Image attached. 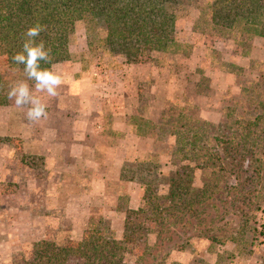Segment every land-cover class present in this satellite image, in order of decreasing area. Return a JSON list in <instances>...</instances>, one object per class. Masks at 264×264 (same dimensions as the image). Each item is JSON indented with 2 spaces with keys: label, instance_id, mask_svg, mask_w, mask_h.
Instances as JSON below:
<instances>
[{
  "label": "trees",
  "instance_id": "trees-1",
  "mask_svg": "<svg viewBox=\"0 0 264 264\" xmlns=\"http://www.w3.org/2000/svg\"><path fill=\"white\" fill-rule=\"evenodd\" d=\"M85 16L82 48L88 57L81 53L82 57L77 61L83 73L88 75L95 69L129 71L133 66L145 63L152 52L159 53L150 74L141 78L139 85L141 87L142 82L150 85L152 104L159 110L160 118L157 122L139 120L138 126L145 130L168 132L173 136V142L166 155L144 154L136 160L135 172H130L128 178L139 183L142 202L136 211L130 213H146L140 222L142 224L146 219L158 222L160 218L155 217L156 213L162 214L163 210H167L169 214L179 206L182 207V215H188V211H194L192 206L197 196H207L210 177L205 178V172L210 159L219 161L220 172L226 171L222 163L226 156L217 153L213 156L209 146L222 149L226 154L233 143L231 148H236L242 158L251 152L250 146L256 144L250 136L264 123V101L260 98L264 60L252 56L254 40L264 44V0H0V55L6 56L9 66L23 68L11 58L22 50V33L39 22L46 25L47 30L36 39L45 41L53 57L50 64L42 62L41 66L51 68L55 63L70 60V35L75 31V22ZM179 17L192 18L191 31L177 29ZM190 32L198 36L229 38L240 45L242 52L237 59L224 64L213 79L208 78L198 65L192 64L193 44L188 40ZM182 70L183 74L180 73ZM222 78L225 84L239 83L242 88L239 97L227 101L223 112L225 119H233L234 107L242 108L244 102H248L252 115L248 121L232 120V129L214 135L210 133V121L197 116V107L192 104L189 94L226 99L224 86L216 82ZM2 87L0 72V106L6 101ZM143 92L140 88L139 94ZM253 156L251 154L247 161ZM163 167H169L167 172L163 171ZM261 168L260 164L255 166L257 175ZM196 169L200 170V174L202 171L204 178L196 184L200 188L197 194L187 197ZM212 170L214 176L215 171ZM166 173L169 176L167 180L156 182L159 176ZM162 189L165 193L160 194ZM192 189L196 190L195 187ZM173 214L170 213V216ZM131 223L127 216L120 241L107 235V228L100 220L89 222L79 241L63 236H60L61 240L58 236L43 239L24 264H68L70 255L78 256L82 264L123 262L124 244L133 242L134 233L141 228L140 224ZM143 232L157 241L163 230L152 232L146 228ZM156 241L150 245L145 241L138 261L145 260L146 254H150L147 250L150 246L156 247ZM169 255L168 252L162 255L156 264H165Z\"/></svg>",
  "mask_w": 264,
  "mask_h": 264
},
{
  "label": "crops",
  "instance_id": "crops-1",
  "mask_svg": "<svg viewBox=\"0 0 264 264\" xmlns=\"http://www.w3.org/2000/svg\"><path fill=\"white\" fill-rule=\"evenodd\" d=\"M81 57L80 52L52 65L65 80L54 98L35 93L23 71H1L3 84L9 80L6 94L27 80L47 104L48 118L32 123L26 108L11 101L0 107V175L13 189L0 186V254L25 251L51 230L79 241L93 220L122 240L127 216L142 202L139 183L129 173L140 156L169 152L173 136L138 126L139 120L158 121L152 95L139 101L137 82L151 71L141 68L145 63L131 71L95 69L87 75L77 62ZM165 264L184 263L169 255Z\"/></svg>",
  "mask_w": 264,
  "mask_h": 264
},
{
  "label": "rangeland",
  "instance_id": "rangeland-1",
  "mask_svg": "<svg viewBox=\"0 0 264 264\" xmlns=\"http://www.w3.org/2000/svg\"><path fill=\"white\" fill-rule=\"evenodd\" d=\"M86 19L87 16L75 22V31L69 38L71 56L76 57L80 52L83 55H85L84 52L86 53L82 48ZM191 25L192 18L190 17H179L176 23L177 29H184L187 32L191 31ZM188 40L193 44L192 64L198 65L205 72V75L211 79L216 76V73L224 64L227 65L231 59H237L242 52L240 45L219 35L198 36L190 32ZM254 41L253 58L264 60L263 42L260 40ZM86 56L88 57V54ZM158 58L159 53L152 52L146 58L145 64L142 63L141 68L151 70L152 65L157 62ZM132 69L134 68H131L130 71ZM1 71L2 73L13 74L17 71L22 72L23 68L9 66L6 56L0 55ZM180 73L183 74L184 71L182 70ZM8 74H6L7 77H9ZM244 79L247 80V78ZM216 82L224 87L226 85V89L223 88L227 100L220 96L213 97L195 93H190L189 98L192 104L197 107V116L199 118L201 116L206 117L207 119L201 118V120L210 121L212 124L210 133L219 135L232 129L230 128L232 120H250L248 118L252 115V112L251 109H248V102H244L242 108L234 107L236 112L233 119H225L223 112L227 101L229 98L239 97L242 88L239 83L225 84L223 78L216 80ZM8 84L9 80H6L2 87V93L6 100L5 104L9 102L5 91ZM145 86L142 82L140 88L145 89ZM147 87L150 88V85ZM260 90V98L264 101V83L261 85ZM149 94H151V88L149 92L139 94L141 104H144V100H147ZM201 110L202 112H200ZM153 111H155L154 116L155 113H158L156 119H159V110ZM228 120L229 123L226 124ZM250 138L256 144L253 147L250 146L251 152H248L242 158L239 157L236 148L235 150L231 148L233 143L229 145L230 152H226V154L223 153L222 149L219 150L214 146H209V151L213 153V156H216V153L219 156H226L222 162L226 171L220 172L219 161L214 158L210 159L206 169L207 173L205 172V178L210 177L207 196L202 198L197 196V199L193 201V213L188 211L189 214L184 216L180 212L182 207L179 206L175 207L176 211L169 212V214H167V210H163L162 214H154L155 217L160 218L158 222H151L146 219L143 224L140 222L146 213L144 215L129 213L128 219L134 225L140 224L141 228L134 233L133 242L124 244V254L121 258L123 262L115 260L116 264H140V262L141 264H156V260L167 252L170 257L179 259L184 264H264V123L255 130ZM12 146H14V149L18 147L14 143ZM251 154L254 156L248 162L247 159ZM13 157L14 159L19 158L15 155ZM258 164L262 165V168L259 170L260 174L257 175L258 171H255V166ZM162 169L166 171L169 167H163ZM212 169L215 171L214 176L211 173ZM199 171V169H196V177L189 186L190 192L188 195L185 194L187 197H194L197 190L200 189L196 187V184H199L204 177L202 171L201 174ZM167 174L159 176L156 182H160V179L167 180L169 177ZM150 179L154 180L151 176ZM9 183L5 178L2 179L0 175V186L3 185V190H13ZM192 187H195L196 190H193ZM159 193H165L164 189L160 190ZM170 213L175 214L170 216ZM146 228L152 230V232L156 229H162L163 232L156 241L155 237L151 238L143 232ZM49 232V237L47 236L45 239L49 240L53 239V236H57L53 230ZM107 235L111 238L109 234ZM59 237L58 239L61 240L62 237ZM145 241L149 245L156 241V247L150 246V249L147 250V252L150 251V254H146L144 261H138V256L145 247ZM36 247V244H33L25 251L4 252L0 254L3 255L0 257V264H24L26 259L33 256ZM134 259H136L135 262ZM68 264H82V259L76 255H70Z\"/></svg>",
  "mask_w": 264,
  "mask_h": 264
},
{
  "label": "clouds",
  "instance_id": "clouds-1",
  "mask_svg": "<svg viewBox=\"0 0 264 264\" xmlns=\"http://www.w3.org/2000/svg\"><path fill=\"white\" fill-rule=\"evenodd\" d=\"M47 30V26L39 22L29 27L22 33V50L12 56L15 64L23 65V73L27 80L34 81L35 93H46L48 97H57L58 89L65 83L62 74L51 68H43L41 63L50 64L53 60L51 48H46L45 41H37L41 32ZM27 80H21L10 86L7 98L15 107L26 108V119L37 123L48 118L47 104L41 96L34 94Z\"/></svg>",
  "mask_w": 264,
  "mask_h": 264
}]
</instances>
